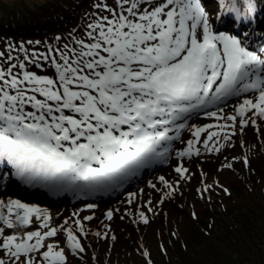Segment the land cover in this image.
Returning <instances> with one entry per match:
<instances>
[{
	"label": "snow or ice",
	"instance_id": "obj_1",
	"mask_svg": "<svg viewBox=\"0 0 264 264\" xmlns=\"http://www.w3.org/2000/svg\"><path fill=\"white\" fill-rule=\"evenodd\" d=\"M218 6L238 21H252L258 11L257 0H218ZM94 7L86 38L72 46H50L47 53L25 49L22 60L0 51V166L10 167L16 180L80 198L123 191L142 170L173 157L180 179L191 180L185 158L199 157L201 147L219 154L235 147L233 137L244 128L259 130L264 43L253 50L251 33L215 30L202 0H101ZM32 68L50 69L51 75ZM233 98L240 102L229 114L225 107ZM201 116L215 122L191 123ZM158 179L163 188L150 187L171 198L177 187ZM6 182L0 171V183ZM211 188L204 184L203 192ZM142 193H128L127 203ZM83 211L54 225L46 208L0 199V264H67L64 248L51 239L60 235L77 255L85 252L81 240L90 234L115 241L110 231L86 228L94 215L81 216ZM113 215L105 214L109 221ZM138 217L149 223L144 211Z\"/></svg>",
	"mask_w": 264,
	"mask_h": 264
},
{
	"label": "rangeland",
	"instance_id": "obj_2",
	"mask_svg": "<svg viewBox=\"0 0 264 264\" xmlns=\"http://www.w3.org/2000/svg\"><path fill=\"white\" fill-rule=\"evenodd\" d=\"M40 1H43L45 5H56L54 2H57V0H0V25L7 26L6 21L10 13L12 12L16 17L18 16L16 10L22 9V7H26L28 10L31 9V13H39L37 3ZM71 1L73 0H69V2ZM83 1L81 0V3ZM97 2H100V0H92L90 8H88L89 5H86L85 9L79 12L77 10L71 11L70 14L74 18L77 15L82 17L88 15L83 21L88 18L92 19L93 14L97 12L94 7ZM25 17H30L28 12L23 17L15 18V21H22L21 19L24 21ZM9 19L10 24L12 23L11 17ZM75 24H78L77 20H75ZM77 26L82 32L83 29L80 25ZM227 111L231 114L233 109ZM245 136L251 145L245 143L242 146L240 143L241 138L238 136V138H233L235 147L226 150V155L229 159H237L235 162H240L245 167L246 172L250 173L253 178L254 184L257 176H259L258 170L263 171L261 182H258L252 188H247L244 181L239 182L238 170L227 168L222 170L219 168L222 166L219 163L208 161L206 164L211 173L216 174L225 184L233 188L232 197L220 198L219 195H223L224 192L216 186V190L205 192L204 196L198 195L196 185L199 179H197L188 191V199L178 203L179 205L174 206L172 209L173 218L170 222L162 220L160 224L157 222L153 227L148 228L140 226L138 221V225L135 222L128 223L124 221L123 223L120 220L116 222L115 227L121 232L122 238L124 237L122 241L120 240L121 243L118 242L120 246L118 245L114 251H111L110 244L104 243L103 247L98 250L99 259H95L94 264H147L149 258L143 255L142 250L144 242H146V245L148 244L150 256L156 264H264V124H262L261 138L254 130ZM188 137L191 138L189 134H187ZM245 157L248 158L247 164L243 162ZM256 168H258L257 171ZM167 174L173 176L172 169H168ZM154 181L155 179L149 182ZM241 184L245 185L243 186L246 188L244 192L238 190V186ZM145 185V183H141L134 189H143ZM122 200L126 202L125 199L119 201ZM114 203L106 202L109 205ZM63 204H67V207L77 206L68 201L67 203L60 202L55 206L52 205V207H55L54 210L57 212L56 208H60L63 215H70L69 209H64L65 205ZM101 206H104L103 203ZM193 210L198 212L200 219L192 216ZM99 212L102 218L106 214L103 209H100ZM214 215L217 219L212 221L214 225L210 226ZM59 217L62 220L60 215ZM123 220H125V217H123ZM204 221L209 223L210 234L205 232ZM210 235L211 240L205 237ZM192 237L195 240H191V244L192 247L196 245V253L191 252V249L188 248L186 254H184L179 249L177 240H188ZM190 253L192 255L190 256L195 259L194 262L187 255ZM86 257L87 255L84 256V258ZM73 262L72 264H89L88 261L84 263L80 260H73Z\"/></svg>",
	"mask_w": 264,
	"mask_h": 264
},
{
	"label": "trees",
	"instance_id": "obj_3",
	"mask_svg": "<svg viewBox=\"0 0 264 264\" xmlns=\"http://www.w3.org/2000/svg\"><path fill=\"white\" fill-rule=\"evenodd\" d=\"M38 4V10L39 13H31V9L28 11L27 9L26 12L28 11V15H30V17H25V20L23 21V19H21L24 23H19V22H14L16 23V26H12L10 25L9 29L13 30V31H22L24 28L26 29L25 32L26 34H32V33H39L42 28L45 29H51V30H57L58 28H60L61 23L60 20L57 19V21H49L52 20L53 17L56 18V15H53V6L51 5H45V3H37ZM40 14H42L40 16ZM33 23H36V26H33ZM1 27L4 28V26L1 25ZM38 27V28H36ZM240 189V187H239ZM222 236V234H221ZM206 238H210L209 240H211V236H205ZM191 240H195L193 237L190 238ZM197 241H199L197 239ZM179 245V249L181 250V252H183L184 254H186V250L184 249V246L182 244H178ZM189 249H191V252L196 253V248L195 246L192 247L191 241L188 244ZM235 253V252H234ZM236 254V253H235ZM189 256V258L193 260H195L193 257H191V253L187 254ZM191 255V256H190ZM194 255V254H193ZM232 259V258H231ZM239 260V258H237ZM194 262V261H193ZM223 263V262H222Z\"/></svg>",
	"mask_w": 264,
	"mask_h": 264
},
{
	"label": "bare ground",
	"instance_id": "obj_4",
	"mask_svg": "<svg viewBox=\"0 0 264 264\" xmlns=\"http://www.w3.org/2000/svg\"><path fill=\"white\" fill-rule=\"evenodd\" d=\"M138 188L136 189H133L132 192H134L135 190H137ZM131 191L128 190V191H124L122 192L120 195L116 196V198L114 196H109V197H105V198H102V199H97V200H92V199H82V198H79V199H62V198H54V199H49L50 200V203L48 202H44L45 199H41V200H30L31 202H34L35 204H43V205H46V206H55L56 204L60 203V202H65L67 203L68 201H71L73 204L75 205H83L84 203H87V202H90V203H94V204H98V205H103L104 206H110L109 204H106V202H109V203H114V201H116V199L120 200L125 197H128V193H130ZM14 196H17V195H14ZM111 197H114L113 199H111ZM107 200V201H106ZM52 201V202H51ZM100 202V203H99ZM117 202V201H116Z\"/></svg>",
	"mask_w": 264,
	"mask_h": 264
},
{
	"label": "water",
	"instance_id": "obj_5",
	"mask_svg": "<svg viewBox=\"0 0 264 264\" xmlns=\"http://www.w3.org/2000/svg\"><path fill=\"white\" fill-rule=\"evenodd\" d=\"M9 193H11L12 195H17V196H23V197H27V195L23 192V193H18L16 191H9ZM115 197V196H114ZM114 197H111V199H113ZM34 200H41L42 198L39 197L38 195H35L33 196ZM116 198V197H115ZM70 199H74V198H70ZM97 199H102V197L100 198H94V200H97ZM44 202H49L50 203V200L49 198H45V201ZM52 202V201H51Z\"/></svg>",
	"mask_w": 264,
	"mask_h": 264
}]
</instances>
